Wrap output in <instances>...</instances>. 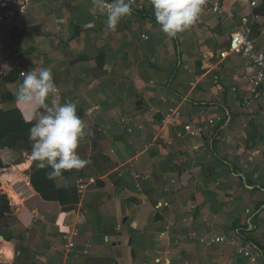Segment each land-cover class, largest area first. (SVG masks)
I'll list each match as a JSON object with an SVG mask.
<instances>
[{
  "label": "crops",
  "instance_id": "1",
  "mask_svg": "<svg viewBox=\"0 0 264 264\" xmlns=\"http://www.w3.org/2000/svg\"><path fill=\"white\" fill-rule=\"evenodd\" d=\"M31 1L0 27V264H246L238 232L264 264V89L230 50L264 53V0Z\"/></svg>",
  "mask_w": 264,
  "mask_h": 264
},
{
  "label": "built area",
  "instance_id": "2",
  "mask_svg": "<svg viewBox=\"0 0 264 264\" xmlns=\"http://www.w3.org/2000/svg\"><path fill=\"white\" fill-rule=\"evenodd\" d=\"M121 1L131 12L140 13L146 9V5L149 0ZM177 1L182 2L184 0ZM246 1L252 9H258L259 3L257 1ZM31 6V0H0V27L11 29L23 28L25 25L26 16ZM260 11L261 10H258L257 12L253 13L251 17L252 21H256L260 18ZM211 13H222V6L219 1H215L212 4ZM249 33V30L247 32L239 31L232 35L230 41V50L232 52L241 53L252 64L254 71L249 77V84L252 87V92L257 96L258 90L264 89V53L255 49L253 40L250 38ZM210 124L212 125L213 122L210 121ZM65 239H67V237ZM241 240L244 242L246 237L243 233L238 232L236 236L228 239L221 236L215 237L214 242L217 244H225L230 246L234 250L237 257H241L246 260V264H259L260 255L253 252V249L256 247L254 245L244 246V244L241 243ZM66 249L68 254H73L75 244L68 240ZM88 253L89 251L84 252L86 255Z\"/></svg>",
  "mask_w": 264,
  "mask_h": 264
},
{
  "label": "water",
  "instance_id": "3",
  "mask_svg": "<svg viewBox=\"0 0 264 264\" xmlns=\"http://www.w3.org/2000/svg\"><path fill=\"white\" fill-rule=\"evenodd\" d=\"M149 264V263H148Z\"/></svg>",
  "mask_w": 264,
  "mask_h": 264
}]
</instances>
